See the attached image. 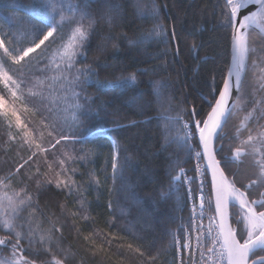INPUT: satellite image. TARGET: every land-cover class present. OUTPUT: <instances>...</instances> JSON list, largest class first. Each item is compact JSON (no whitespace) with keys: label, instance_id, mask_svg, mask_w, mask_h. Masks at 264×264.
I'll return each mask as SVG.
<instances>
[{"label":"snow or ice","instance_id":"obj_1","mask_svg":"<svg viewBox=\"0 0 264 264\" xmlns=\"http://www.w3.org/2000/svg\"><path fill=\"white\" fill-rule=\"evenodd\" d=\"M131 3L135 15L153 24L136 40L120 33L122 39L131 45L160 41L171 45L177 57L184 45L189 57L201 59V44H186L175 24L161 22L156 0ZM16 6L29 19L16 24L5 18L8 29L0 27V154L5 157L0 167V264H78V249L68 243L66 231L74 232L76 243L93 256L111 248L114 239L94 226L85 193L101 181L80 171L91 150L76 146L86 142L78 133L80 117L88 116L95 103L87 89L97 73L86 63L87 49L101 22L116 25L121 6L104 0L99 14L90 10L88 0ZM212 14L226 30L219 81L213 77L199 106L173 104L174 97L165 96L166 82L154 89L165 145L175 144L195 161L192 176L178 161L168 192L161 193L166 199L185 187L191 201L187 223L170 231L172 264H264V55L257 56L264 53V44L257 47V40L264 41V0H215ZM21 31L23 40L17 38ZM106 47L97 45V51L102 54ZM95 83L98 89L124 87L135 84L136 75ZM111 145L115 183L124 179L128 161L121 160L117 141ZM53 191L62 193L63 201L41 207L40 196ZM127 249L137 264H160L166 252L131 243ZM114 254L124 264V252Z\"/></svg>","mask_w":264,"mask_h":264},{"label":"trees","instance_id":"obj_2","mask_svg":"<svg viewBox=\"0 0 264 264\" xmlns=\"http://www.w3.org/2000/svg\"><path fill=\"white\" fill-rule=\"evenodd\" d=\"M36 2L0 0V27L8 29V24L3 22L5 18L16 24H19L20 18L27 21L29 18L16 5ZM74 2L76 0H65V3ZM113 2L121 6L120 18L113 27L101 22L87 49L86 63L91 64L97 73L87 89L88 94L95 98V103L90 105L88 116L80 117L83 126L78 133L86 138V142L76 147L84 148L86 152L91 150L80 165V171L92 173L101 181L98 186L93 184L88 187L85 193L89 210L96 221L94 226L114 239L111 248L93 256L76 243L74 232L70 234L66 231L65 235L68 243L78 249V264H120L121 257L114 254L117 249L125 254L124 264H137L127 249L129 243L153 253L166 249L160 264H172L174 250L169 247L170 231L187 223L188 202L184 187L173 190L166 199L161 198V193L168 192L169 177L176 163L179 161L191 175L192 160L175 144L165 145L160 127L162 122L156 118L161 105L156 103L154 89L158 83L166 82L165 96L174 97L173 104L199 106L202 94L208 91L213 77L218 82L224 69L226 30L219 25V17L212 14L215 0H156L162 23L168 26L175 24L186 44L195 41L202 45L199 60L189 57L184 45L177 57L171 45L160 41L131 45L128 40L122 39L120 33L132 40L138 39L152 27L153 21L135 15L131 0ZM88 3L93 13L99 14L104 10V0H88ZM31 23L38 24V21L33 19ZM110 36L115 39H106ZM17 38L23 40L24 33L21 31ZM100 44L107 45L102 54L97 51ZM113 44H116L115 48ZM261 44L264 41L257 40L258 49ZM259 55L264 53L258 51ZM97 56L99 59L93 62ZM130 74L136 75L135 84L98 89L95 83L97 80L116 81ZM249 81L255 84L251 72ZM112 140L120 145L121 160L128 161L124 179H117L115 183L110 157ZM12 155L9 152L8 158ZM4 159L0 154V167H5ZM84 179L89 177L86 175ZM55 200L63 201V194L46 192L40 196L41 207L45 202ZM69 207L72 205L69 204ZM113 220L115 227H111ZM96 243L99 245L100 241Z\"/></svg>","mask_w":264,"mask_h":264},{"label":"rangeland","instance_id":"obj_3","mask_svg":"<svg viewBox=\"0 0 264 264\" xmlns=\"http://www.w3.org/2000/svg\"><path fill=\"white\" fill-rule=\"evenodd\" d=\"M53 44H55V43H53ZM51 48H52V50L54 51L55 48H56V44H55V45H52Z\"/></svg>","mask_w":264,"mask_h":264},{"label":"built area","instance_id":"obj_4","mask_svg":"<svg viewBox=\"0 0 264 264\" xmlns=\"http://www.w3.org/2000/svg\"><path fill=\"white\" fill-rule=\"evenodd\" d=\"M194 164H195V162H194ZM194 164H193V167H194Z\"/></svg>","mask_w":264,"mask_h":264}]
</instances>
